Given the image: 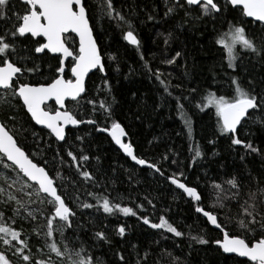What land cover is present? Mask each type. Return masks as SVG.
Segmentation results:
<instances>
[{"label":"snow or ice","instance_id":"snow-or-ice-1","mask_svg":"<svg viewBox=\"0 0 264 264\" xmlns=\"http://www.w3.org/2000/svg\"><path fill=\"white\" fill-rule=\"evenodd\" d=\"M19 2L23 6L22 12L15 10L11 0H0V264H105L93 254L95 245L86 246L78 235L73 238L66 236L67 230L76 232L83 226L75 223L77 212L70 208L66 199V177L62 173L65 165L75 168L78 176L85 181V186L102 189L100 192L86 193L95 203H81L79 194L74 195L72 199L81 208L95 209L98 213L102 211L108 216L122 213L137 217L151 229L165 230L177 238L185 236L163 215L158 223H153L147 216L138 215L133 207L122 206L119 197H111L107 186L85 168L90 156L83 148L79 152L73 151L66 132L68 126L85 123L94 126L96 131L107 132L135 165L153 170L182 190L190 202H194L195 212L202 214L207 222L219 230L220 238L211 242L224 254L246 258L243 264H264V177L247 170L243 173L234 171L220 182L213 180L212 189L216 196L213 206L218 207V212L207 211L201 206L202 195L197 187L189 186L181 179L186 180L187 177L179 170L176 159H172L171 163L178 166L177 171L165 176L159 162L137 155L133 144L125 142L124 137L128 134L113 117L116 98L106 78L103 80L104 87L98 88L89 98L86 78L92 70L104 72L101 50L90 21L107 19L110 23L115 22L118 28L126 29L123 39L139 51L141 41L134 34V18H138L135 3L126 15L114 6L113 0H95L92 5L88 0ZM164 5L165 20L183 13L180 17L181 27L206 19L215 21L227 11H237L241 17L251 18L247 21L249 24H264V0H164ZM155 11L153 6L152 12H146L148 21L156 19ZM226 22L227 29L216 43L226 51L227 68L232 70V74L226 73L229 91L218 94V90L208 89L196 106L201 111L214 109L219 136L230 141L231 151L240 152L239 160L247 169L246 157L254 154L264 160V148L252 139H241L239 135V130L249 121L264 129V77L259 85L255 79L249 78L245 87L241 72H248L244 66L245 59L264 67V28L259 29L258 35L249 36L243 23ZM73 33L78 37L77 47L69 45L68 35ZM172 35V32H168L165 36L166 46ZM180 56L181 53L176 52L175 56L166 58L163 63L173 65ZM69 58L70 64L66 63ZM109 59H115V56H109ZM140 59L149 78L155 79L163 92L176 101L178 116L190 135L191 122L183 103L190 99V95H174L171 88L180 89L181 85H171L170 79H165L159 68L153 70L143 53H140ZM49 60H55L56 65L53 67ZM67 72H70L71 78H66ZM189 91L194 93L196 89ZM49 101H54L56 107H48ZM66 101L73 102L77 109L87 105L90 118H78L77 112L66 107ZM21 112L23 116H20ZM29 125L33 129L30 134L31 147L22 144L18 136V133L24 134L27 140ZM37 125L42 126L43 136L36 131ZM244 135L253 134L245 130ZM76 140L83 141V137L77 136ZM53 142L57 147H52ZM208 143L215 145L216 140H209ZM190 150H194L193 161L205 155L198 145ZM49 151L53 153L51 159L46 156ZM218 154L214 150L213 155ZM95 159L99 160V157ZM162 159L167 160L168 156ZM261 171L264 172V165ZM129 179H132L131 174ZM144 199L155 208L151 199L147 196ZM232 204L237 209L235 214H230ZM136 208L143 209L144 205L138 204ZM220 211H224L228 224L234 225L235 231L218 220ZM18 219L32 224L33 234L43 239V246L37 247L35 253L30 246L31 235H25L23 227L17 226ZM41 219L44 224L39 223ZM127 229L125 224L118 226L117 233L122 239ZM57 232L59 241L55 239ZM188 235L190 247L191 242L200 245L210 243L202 235ZM92 239L110 243L103 230L94 231ZM153 243L158 245L159 240ZM132 248L137 256L135 264H147L150 251L144 250L141 255L137 245H132ZM166 254L171 257L169 264H180L179 257H172L170 252ZM115 256L119 264H129L122 252L117 251Z\"/></svg>","mask_w":264,"mask_h":264},{"label":"trees","instance_id":"trees-1","mask_svg":"<svg viewBox=\"0 0 264 264\" xmlns=\"http://www.w3.org/2000/svg\"><path fill=\"white\" fill-rule=\"evenodd\" d=\"M11 2L16 11H23L19 0H11ZM94 2L95 0H88L89 5ZM113 3L126 15L128 9L135 3L138 18H134V34L141 41L140 49L137 51L135 46L123 39V31L126 29L118 28L115 22L110 23L107 19L91 20L90 23L94 27L93 35L101 50L105 74L94 71L88 76L86 85L89 98L98 91V88L104 87L103 80L106 78L112 86V95L116 98L113 117L127 132L126 142L133 144L137 155L149 161L159 162L165 176H170L177 171L178 166L171 163L172 159H176L179 162V170L183 171L187 177L186 180L181 178L183 182L197 187L202 195L201 206L215 214L218 212V207L213 206L216 196L212 189V181L220 182L234 171L243 173L251 170L253 174L264 177V172L261 171L264 160L254 154L246 157L247 169H245L239 160L240 152L231 151L230 141L219 136L214 109L205 108L201 111L196 105L208 89L218 90V94L229 91L226 73L232 74V70L227 68L226 51L216 43L222 32L227 29L226 21L243 23L249 36L258 35L259 29L264 26L249 24L248 19L241 18L239 12L227 11L215 21L206 19L203 22L184 24L181 27L179 25L180 17L183 16L182 12L179 16L163 19L164 0H113ZM153 6L156 8L153 13L156 19L148 21L146 12H152ZM168 32H172L173 35L166 46L164 38ZM69 43L70 46L77 47L74 38H69ZM176 52H180L181 56L177 58L175 64L163 63L166 58L175 56ZM140 53H143L144 59L151 64L153 70L159 68L164 78L170 79L171 85H181L180 89L171 88L174 95H190L189 100L183 101L185 112L191 122L190 135L178 116L176 101L168 97L158 82L149 78L144 72ZM109 56H115V59H109ZM48 62L53 67L56 65L55 60ZM244 66L247 67L248 72L246 74L241 72L243 85L248 86L249 78L255 79L259 85L261 78L264 77V67L248 59L244 60ZM44 67L47 72V65ZM130 69L133 71L130 72ZM193 88L196 92L190 93L189 90ZM66 106L77 112L78 118H90V109L87 105L77 109L73 102L68 101ZM48 107L55 108L54 105H48ZM23 115L24 113L21 112L20 116ZM35 129L41 136L44 135L41 128L35 126ZM245 130L253 135L245 136ZM32 131L29 125L27 140L24 134L18 133L22 144L32 146L30 135ZM239 135L241 139H252L264 148V129H261L259 125L249 121L239 130ZM77 136L83 137V141L76 140ZM212 139L216 140L215 145L208 143ZM67 140L73 145V151L79 152V149L83 148L90 156L85 168L107 186L111 197H119L122 206L133 207L138 211V215L147 216L153 223H158L159 217L163 215L185 233V236L177 238L165 230L151 229L137 217L124 216L122 213L108 216L102 211L98 213L95 209L81 208L79 203L72 199L74 195L79 194L81 203H95V200L86 193L100 192L102 189L93 188L91 185L85 186V181L78 176L75 168L65 165L62 173L66 177V199L70 208L77 212L75 223L83 226L76 232L72 229L67 230L66 236L73 238L78 235L86 242V246L95 245L93 254L102 259L105 264H119L115 256L117 251L125 255L129 264H135L137 256L132 245H137L141 255L144 250L150 251L151 255L148 257L147 264H169L171 257L167 256L166 252L172 253V257H179L180 264H243L245 259L224 255L218 246L211 242L220 238V232L211 227L202 215L195 212L194 202H190V198L153 170L131 163L106 134L86 124L68 129ZM197 145L205 155L202 159L197 158L193 161L194 150L190 148L194 149ZM52 147H57V144L53 142ZM214 150L219 154L213 155ZM52 155L51 151L46 153L49 159ZM165 155L168 156L167 160L162 159ZM97 156L99 160L95 159ZM65 159L68 158L65 157ZM145 196L152 200L154 209L144 199ZM138 204H143L144 208L137 209ZM231 208L230 214H235L236 206L232 204ZM224 211L219 212L218 220L235 231L234 225L228 224ZM39 223L44 224V220L41 219ZM121 224L128 226L123 239L117 233V228ZM17 226L23 227L25 235H31L30 246L34 253L37 247L43 246V239L33 234L32 224L18 219ZM98 230H103L107 234L110 243L92 239V233ZM189 233L193 236L202 235L210 243L200 245L191 242L190 247ZM55 239L60 240L58 232L55 234ZM156 240H159L158 245L153 243ZM45 252H47L46 248ZM37 255L39 256V253Z\"/></svg>","mask_w":264,"mask_h":264},{"label":"water","instance_id":"water-1","mask_svg":"<svg viewBox=\"0 0 264 264\" xmlns=\"http://www.w3.org/2000/svg\"><path fill=\"white\" fill-rule=\"evenodd\" d=\"M246 19H248V20H251V18H246ZM256 23H259V22H256ZM262 25H264V24H262ZM70 35H73V36H75V34L73 33V34H70ZM75 38L77 39V44H78V37H76L75 36ZM127 43H129L128 41H126ZM130 44V43H129ZM131 45V44H130ZM69 59H71V58H69ZM94 71H97V70H92L90 73H89V75L92 73V72H94ZM103 75L105 74V71L104 72H101ZM88 75V76H89ZM88 78V77H87ZM87 78H86V81H87ZM50 102H54V101H49L48 102V104L50 103ZM67 102V101H66ZM56 106V105H55ZM84 120H87V119H84ZM81 125H86V123L85 124H80V125H78V126H68V128H77V127H79V126H81ZM37 127H42V126H39V125H37ZM99 132V131H98ZM100 133H104V134H106L109 138H110V140L112 141V139H111V136L107 133V132H100ZM124 140H125V137H124ZM113 143H114V145L116 146V148L122 153V155L124 156V157H126L129 161H131V163H133V164H135L129 157H127L126 156V154H124L123 152H122V150H120L119 149V146L118 145H116L115 144V142L114 141H112ZM126 142V141H125ZM138 166V165H137ZM138 167H141V166H138ZM179 190V189H178ZM181 192H182V190H180ZM200 215H202V214H200ZM203 216V215H202ZM204 217V216H203ZM205 219H206V217H204ZM207 221V220H206ZM208 224L211 226V227H213L214 229H216L215 228V226H213V225H211V223L210 222H208ZM216 230H218V229H216ZM219 231V230H218ZM221 252H222V250H221ZM223 253V252H222ZM224 254V253H223ZM224 255H233V256H236L235 254H224ZM237 257V256H236ZM240 258V257H239ZM242 259H245L246 260V258H242Z\"/></svg>","mask_w":264,"mask_h":264},{"label":"flooded vegetation","instance_id":"flooded-vegetation-1","mask_svg":"<svg viewBox=\"0 0 264 264\" xmlns=\"http://www.w3.org/2000/svg\"><path fill=\"white\" fill-rule=\"evenodd\" d=\"M240 15V14H239ZM241 18H243V17H241ZM246 19V18H245ZM253 24V23H252ZM262 26V25H261ZM264 26V25H263ZM69 38H71V39H75V41H76V44H77V39L75 38V36H73V35H68V41H69ZM69 45H70V43H69ZM77 46H78V44H77ZM72 47V46H71ZM66 63H68V64H70L71 63V59H69ZM67 76H69V78H71V74H70V72H67L66 73V78H67ZM68 102V101H67ZM66 102V103H67ZM48 105H54L55 106V104H54V102H50ZM56 107V106H55ZM67 107V106H66ZM40 128V127H39ZM68 129H70V128H67L66 129V132L68 131ZM125 141H126V139H125ZM134 149H135V147H134Z\"/></svg>","mask_w":264,"mask_h":264},{"label":"rangeland","instance_id":"rangeland-1","mask_svg":"<svg viewBox=\"0 0 264 264\" xmlns=\"http://www.w3.org/2000/svg\"><path fill=\"white\" fill-rule=\"evenodd\" d=\"M254 25H257V26H261L262 24H259V23H256V22H253ZM223 94V93H222ZM208 223V222H207Z\"/></svg>","mask_w":264,"mask_h":264},{"label":"bare ground","instance_id":"bare-ground-1","mask_svg":"<svg viewBox=\"0 0 264 264\" xmlns=\"http://www.w3.org/2000/svg\"><path fill=\"white\" fill-rule=\"evenodd\" d=\"M233 256V255H232Z\"/></svg>","mask_w":264,"mask_h":264}]
</instances>
